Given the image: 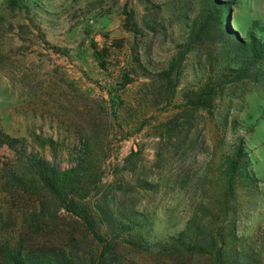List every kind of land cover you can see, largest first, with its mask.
Returning <instances> with one entry per match:
<instances>
[{"label": "rangeland", "instance_id": "obj_1", "mask_svg": "<svg viewBox=\"0 0 264 264\" xmlns=\"http://www.w3.org/2000/svg\"><path fill=\"white\" fill-rule=\"evenodd\" d=\"M33 4L26 13L8 10L0 0V125L4 131L28 136L35 130L65 139L69 129H85L101 117L102 130L119 123L121 127L114 126L109 136L111 155L91 198L124 196L136 203L148 212L150 238L155 242H163L186 221L191 176L243 135L261 179V193L246 202L250 214L245 233H250L264 217V79L226 85L212 112L198 110L191 123L180 128L183 91L216 72L219 44L188 55L174 94L165 93L143 70L168 67L183 25L196 15L200 0H34ZM229 9L227 22L240 35L255 20L264 27V0H234ZM251 29L258 33L256 27ZM91 43L106 49L103 60ZM98 104L108 109L109 120ZM14 157L7 146L0 149V165ZM145 176L152 177L157 187L143 190L138 181ZM42 208L48 212L37 216ZM0 235L29 245L61 247L85 264L91 260L197 264L181 255L163 254L157 247L135 249L122 241H115L113 252L102 256V243L76 215L58 207L45 193L32 194L3 181Z\"/></svg>", "mask_w": 264, "mask_h": 264}, {"label": "trees", "instance_id": "obj_2", "mask_svg": "<svg viewBox=\"0 0 264 264\" xmlns=\"http://www.w3.org/2000/svg\"><path fill=\"white\" fill-rule=\"evenodd\" d=\"M1 1L8 10L26 13L34 5V0ZM232 2L200 0L196 15L183 25V35L174 46L168 67L158 72L143 68L145 77L159 83L165 93L174 94L188 55L219 44L221 58L217 60L216 72L183 91L185 113L179 119L180 128L191 123L194 112L202 109L212 112L226 85L264 79V27L255 20L251 26L258 33L251 27L243 35L231 28L227 17ZM131 18L130 13L128 22ZM91 47L100 60L105 58L106 49L101 51L95 43ZM109 100L114 113L112 94ZM98 109L105 111L109 120L108 109L101 104ZM102 120L101 117L99 123H89L85 129H69L65 139L35 130L28 136H12L0 125V149L7 146L15 155L11 162L0 165V181L32 194L45 193L58 207L76 215L102 243V256L113 252L115 241H122L135 249L157 247L163 254L181 255L196 260L197 264H264V217L250 233H245L250 214L246 202L249 204L261 193V179L252 167L250 149L243 135L237 136L191 176L186 221L163 242H155L150 238L152 223L148 212L138 209L136 203H130L124 196L118 200L106 195L96 201L91 198V192L101 183L105 161L111 155L109 136L114 126L121 127L114 122L102 130ZM138 182L143 190L157 187L152 177L145 176ZM46 212L42 208L37 216ZM0 264L85 263L61 247L29 245L23 239L0 235ZM86 264L104 263L91 260Z\"/></svg>", "mask_w": 264, "mask_h": 264}]
</instances>
